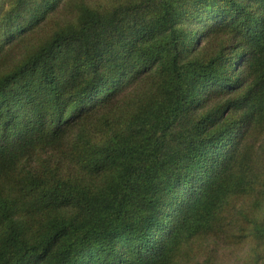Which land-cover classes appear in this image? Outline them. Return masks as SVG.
<instances>
[{"label": "trees", "instance_id": "obj_1", "mask_svg": "<svg viewBox=\"0 0 264 264\" xmlns=\"http://www.w3.org/2000/svg\"><path fill=\"white\" fill-rule=\"evenodd\" d=\"M35 1L32 28L65 3L3 1L0 21ZM54 24L0 71V264H178L210 242L264 264V0L81 4ZM53 149L95 188L39 176Z\"/></svg>", "mask_w": 264, "mask_h": 264}, {"label": "rangeland", "instance_id": "obj_2", "mask_svg": "<svg viewBox=\"0 0 264 264\" xmlns=\"http://www.w3.org/2000/svg\"><path fill=\"white\" fill-rule=\"evenodd\" d=\"M7 2V0H0V2ZM124 0H65V3L61 4L58 9L48 15L39 26L35 28L31 27L37 19L42 16L47 10L46 3L42 4L41 1H35L31 8L34 15L30 16L29 12H26L22 18L16 22L9 21L8 23H2L0 21V71L5 69L9 70L17 63H19L28 52L33 51L40 43L44 42L49 36L51 30L56 26L54 23H65L73 21L76 14V7L81 4H87L98 11L104 12L115 6H118L120 2ZM71 2V3H70ZM1 4V3H0ZM8 9L5 4V8L0 12H5ZM26 16V18H25ZM26 30V31H25ZM88 129L91 136L95 138V114L84 120L83 123ZM69 142H64L60 147L61 150L68 153L72 151V137H69ZM46 152V151H45ZM39 151L34 157L36 162L34 163V170L39 176L45 180L53 178V172H56L59 176H64L68 179H77L81 182L90 183L95 188V178L92 180L78 171V168L69 163V158L61 151L49 150L48 152ZM191 256L180 255L177 258L178 264H196L197 252L208 256L209 254L216 255L217 264H242L245 255L249 251V245L246 243H236V245H217L214 242L209 244L203 243L202 245L196 244ZM182 253V251H180Z\"/></svg>", "mask_w": 264, "mask_h": 264}]
</instances>
